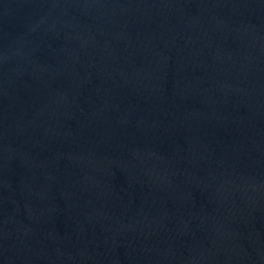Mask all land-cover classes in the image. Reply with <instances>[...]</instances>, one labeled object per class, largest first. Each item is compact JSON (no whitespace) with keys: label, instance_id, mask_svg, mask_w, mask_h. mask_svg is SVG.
Wrapping results in <instances>:
<instances>
[{"label":"water","instance_id":"1","mask_svg":"<svg viewBox=\"0 0 264 264\" xmlns=\"http://www.w3.org/2000/svg\"><path fill=\"white\" fill-rule=\"evenodd\" d=\"M0 264H264V0H0Z\"/></svg>","mask_w":264,"mask_h":264}]
</instances>
